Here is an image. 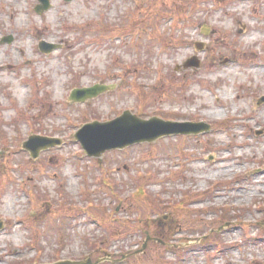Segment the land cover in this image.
I'll list each match as a JSON object with an SVG mask.
<instances>
[{"label": "rangeland", "instance_id": "obj_1", "mask_svg": "<svg viewBox=\"0 0 264 264\" xmlns=\"http://www.w3.org/2000/svg\"><path fill=\"white\" fill-rule=\"evenodd\" d=\"M49 2L0 0V264H136L147 235L144 264H264V0ZM125 111L210 131L86 157L73 135Z\"/></svg>", "mask_w": 264, "mask_h": 264}, {"label": "water", "instance_id": "obj_2", "mask_svg": "<svg viewBox=\"0 0 264 264\" xmlns=\"http://www.w3.org/2000/svg\"><path fill=\"white\" fill-rule=\"evenodd\" d=\"M38 5L35 7V12L38 15L43 14L50 7L49 0H37ZM70 1V0H65ZM12 38L7 37L2 40V43H11ZM58 49L55 45H48L43 42L39 43V50L44 54H49ZM197 68L198 63L193 60H188L183 68ZM108 88L106 86L95 85L91 88L76 89L70 94L69 100L75 103H84L87 100H92L103 94ZM264 102V97L261 98L258 104ZM209 126L198 123H175L165 122L158 118L149 120H141L129 112H124L120 117L105 123L92 122L83 125L75 134L74 139L79 142L84 154L88 158L99 159L104 153L113 150H123L127 147L141 143H153L156 140L172 135H199L208 132ZM60 142L56 139H50L41 136H31L27 142L23 143L24 150L29 152L31 159L38 158L39 152L59 146ZM147 235L146 242L143 244L140 251H143L147 242L150 241ZM140 251L136 252L140 253ZM104 259L95 261L91 259L82 261H58L52 264H100Z\"/></svg>", "mask_w": 264, "mask_h": 264}, {"label": "trees", "instance_id": "obj_3", "mask_svg": "<svg viewBox=\"0 0 264 264\" xmlns=\"http://www.w3.org/2000/svg\"><path fill=\"white\" fill-rule=\"evenodd\" d=\"M104 186H105V184H104ZM61 192V191H60ZM136 193L138 194V195H141L143 192H142V188H137V190H136ZM136 202H134L135 204H133L134 206H135V209L137 210V214L139 215H141V219L144 217V214L147 212V209H148V200H145V198H143V199H136L135 200ZM152 205H153V203H152ZM154 205H155V203H154ZM154 205H153V207H154ZM150 207H151V205H150ZM101 212H103V210H101V209H96V210H94L93 211V213L94 214H96L97 216L99 215V217H103L104 215H103V213H101ZM226 222V221H225ZM119 227H124V229H127L128 228V226L127 225H125V224H122V225H118L117 226V229L119 228ZM118 231H116L114 234H116ZM128 232V230L127 231H125L123 234H126ZM212 235H215V233H213ZM159 239V238H158ZM161 241H162V239H161ZM164 242V241H163ZM195 242H197V240L195 241ZM154 244V243H153ZM160 245V244H159ZM157 247V246H156ZM162 250L163 249H165V246L164 247H162V246H159ZM144 256V254H142V255H140V256H131V258H135V260H134V263H136V264H144L145 262H146V260H144V261H140L139 262V258L138 257H140V259L142 258ZM155 264H157V263H155ZM163 264V263H162Z\"/></svg>", "mask_w": 264, "mask_h": 264}, {"label": "bare ground", "instance_id": "obj_4", "mask_svg": "<svg viewBox=\"0 0 264 264\" xmlns=\"http://www.w3.org/2000/svg\"><path fill=\"white\" fill-rule=\"evenodd\" d=\"M22 54H24V53H23V51H22ZM8 69H9V71L11 70V68H10V67H9Z\"/></svg>", "mask_w": 264, "mask_h": 264}]
</instances>
